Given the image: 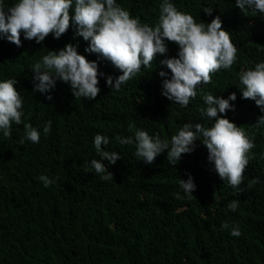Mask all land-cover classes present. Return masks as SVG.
<instances>
[{"label": "trees", "instance_id": "obj_1", "mask_svg": "<svg viewBox=\"0 0 264 264\" xmlns=\"http://www.w3.org/2000/svg\"><path fill=\"white\" fill-rule=\"evenodd\" d=\"M14 2L5 0L9 6ZM161 2L117 0L149 25L158 17ZM172 2L197 22L210 23L220 16L238 48L232 69L213 74L212 83L201 85L187 107L161 95L163 78L157 64L166 57L158 55L150 69L142 68L116 91L107 86L106 76L122 73L109 61L86 53L88 42L74 39L71 27L59 39L50 34L42 44L26 40L23 33L20 47L0 40V80H17L22 119L41 133L39 143L20 144L23 124H14L9 138L0 132V264H264V130L251 126L264 112L253 100L242 98L237 75L264 62V14L243 13L235 0ZM204 7L213 8L212 16L203 13ZM69 42L89 61H97L104 74L95 100L75 98L70 86L59 80L48 93L33 91L38 81L33 80L32 65L48 49L59 50ZM168 47L167 56H176L178 46ZM163 70L170 77V70ZM204 92L225 99L236 93V101L230 102L235 110L228 111L227 118L255 132V158L239 188L220 179L200 141L173 166L166 152L145 164L135 155V145H121L116 139L143 129L170 141L183 123L211 126L214 121L201 116ZM49 121L50 132L44 134ZM97 134L110 140L102 149L122 157L114 165L101 161L113 180H101L88 166L91 159H100L93 143ZM41 175L59 180L44 187ZM189 176L196 185L191 197L180 186V179ZM251 178L260 183L248 188ZM233 200L239 201L235 212L228 208ZM225 222L227 229L222 227ZM237 224L241 235L233 237L231 227Z\"/></svg>", "mask_w": 264, "mask_h": 264}, {"label": "clouds", "instance_id": "obj_2", "mask_svg": "<svg viewBox=\"0 0 264 264\" xmlns=\"http://www.w3.org/2000/svg\"><path fill=\"white\" fill-rule=\"evenodd\" d=\"M235 6L243 13L251 10L253 16L264 14V0H235ZM202 11L212 16L213 8L204 7ZM70 27L74 30V39L82 37L88 42L86 53L109 61L122 73L116 77L106 76L107 86L116 91L136 77L142 68L150 69L158 55L166 57L157 64L161 68L158 75L163 78L161 95L181 107H187L190 100L197 97L201 85L212 83L213 74L221 69L231 70L238 60V48L230 33L224 30L220 16L210 23L197 22L192 14L179 10L172 0H162L153 25L141 22L117 0H15L10 6L0 0V40L6 39L17 47L21 46L22 33L26 40L42 44L50 34L59 39ZM169 43L178 46L176 56H167ZM163 68L170 70V77ZM98 69V62L89 61L78 52V45L71 42L59 50L48 49L47 54L32 65L33 80L38 81L33 91L48 93L59 80L70 86L75 98L95 100L101 91L99 77L104 75ZM237 75L242 98L253 100L264 112V62L242 69ZM16 84V79L0 80V132L4 138H9L13 125L23 124L25 135L19 143L24 144L25 140L39 143L41 133L22 119L23 99ZM202 98L206 107L201 109V116L214 121L211 126L191 121L183 123L170 141L143 129H136L131 137L116 139L121 145H135V155L145 164H153L156 157L166 152V159L173 166L179 163L182 155L195 151L196 141H200L220 179L239 188L249 161L255 158L252 153L256 146L255 132L248 133L227 118V112L235 110L230 102L236 101V93L225 99L204 92ZM47 99H52L51 95ZM251 126L264 130V115ZM50 129L51 121L45 125L44 134ZM132 130L130 125L129 131ZM93 143L100 159H91L88 166L101 180H113V173L101 161L114 165L121 155L102 149V145L110 143L105 135H95ZM261 158L264 159V153ZM38 179L44 187H49L59 177L50 179L41 175ZM258 183V178H251L247 187ZM180 186L186 196H193L196 185L191 176L187 180L180 179ZM238 206L236 200L228 204L233 212ZM222 227L230 226L225 222ZM230 234L233 237L241 235L238 224L231 227Z\"/></svg>", "mask_w": 264, "mask_h": 264}]
</instances>
